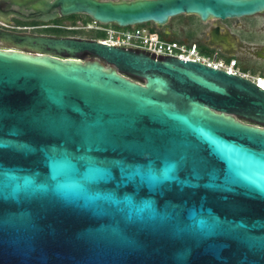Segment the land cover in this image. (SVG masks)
Segmentation results:
<instances>
[{
  "label": "water",
  "instance_id": "water-1",
  "mask_svg": "<svg viewBox=\"0 0 264 264\" xmlns=\"http://www.w3.org/2000/svg\"><path fill=\"white\" fill-rule=\"evenodd\" d=\"M262 12L264 0H0L3 17L120 26ZM0 264H264V88L0 29Z\"/></svg>",
  "mask_w": 264,
  "mask_h": 264
},
{
  "label": "flooded vegetation",
  "instance_id": "flooded-vegetation-1",
  "mask_svg": "<svg viewBox=\"0 0 264 264\" xmlns=\"http://www.w3.org/2000/svg\"><path fill=\"white\" fill-rule=\"evenodd\" d=\"M1 10L6 12L8 7L2 6ZM84 15H86L85 18L89 16ZM196 18L198 20L196 23L192 25L183 23L180 26L179 39L189 43L196 42L201 48L209 52L216 51L221 58L236 57L239 66L246 73L252 77H264V17L255 20L213 18L208 21L201 20L197 15ZM84 19L79 20L68 15L58 16L53 20L40 21L37 19H24L14 15H9V17L0 16V29L19 35L71 37L70 34H62L63 31H69L65 26L74 25L77 22L84 21ZM74 21L75 23H73ZM186 27L193 28L192 36L184 34ZM161 30L170 33V35H167L169 38H177L173 36L171 28ZM212 37L217 41H212ZM129 77L137 79L133 75H129Z\"/></svg>",
  "mask_w": 264,
  "mask_h": 264
},
{
  "label": "built area",
  "instance_id": "built-area-1",
  "mask_svg": "<svg viewBox=\"0 0 264 264\" xmlns=\"http://www.w3.org/2000/svg\"><path fill=\"white\" fill-rule=\"evenodd\" d=\"M69 31L87 32L86 35H72L80 39H90L103 44L141 51L155 58L178 57L185 61L201 62L209 67L224 70L233 75L246 77L264 88V77H252L240 66L237 58H221L217 52L204 50L196 42H186L179 38H169L156 24L120 26L103 23L90 18L74 25L65 26ZM93 34L95 36H89ZM99 35V36H97Z\"/></svg>",
  "mask_w": 264,
  "mask_h": 264
},
{
  "label": "rangeland",
  "instance_id": "rangeland-1",
  "mask_svg": "<svg viewBox=\"0 0 264 264\" xmlns=\"http://www.w3.org/2000/svg\"><path fill=\"white\" fill-rule=\"evenodd\" d=\"M116 1H119V0H116ZM71 16L74 17L75 19L78 18L79 20H81V19H84L86 15H84V14H74V15H71ZM263 17H264V13H260V14H256L253 17H241L239 19H242V20H249V19L255 20V19H260V18H263ZM86 18H90V17L87 16ZM196 21H198L197 18H196V15H193V14L185 15V14H183V15H178V16H175V17L171 18L169 24H167L165 26H158L157 24L156 25L160 29H170L171 28L172 32H173V36L174 37L176 36L177 38H179V36H180V26H182L183 23H190L192 25V24L196 23ZM73 23H75V21ZM150 24H155V23L150 22ZM193 32H194V30H193L192 27L191 28L190 27H186L184 34L187 35V36H192ZM86 33L87 32H82V31H63L62 34L63 35L64 34L86 35ZM88 35L89 36H95L93 34H88ZM97 36H99V35H97Z\"/></svg>",
  "mask_w": 264,
  "mask_h": 264
},
{
  "label": "trees",
  "instance_id": "trees-1",
  "mask_svg": "<svg viewBox=\"0 0 264 264\" xmlns=\"http://www.w3.org/2000/svg\"><path fill=\"white\" fill-rule=\"evenodd\" d=\"M88 17H89V16H88ZM90 18H91V17H90ZM90 18H86V19L84 20V22L87 21V20H89ZM228 59H230V58H228Z\"/></svg>",
  "mask_w": 264,
  "mask_h": 264
}]
</instances>
